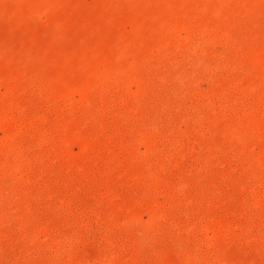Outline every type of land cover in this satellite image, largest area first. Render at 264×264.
<instances>
[{"label": "rangeland", "instance_id": "1", "mask_svg": "<svg viewBox=\"0 0 264 264\" xmlns=\"http://www.w3.org/2000/svg\"><path fill=\"white\" fill-rule=\"evenodd\" d=\"M0 264H264V0H0Z\"/></svg>", "mask_w": 264, "mask_h": 264}]
</instances>
